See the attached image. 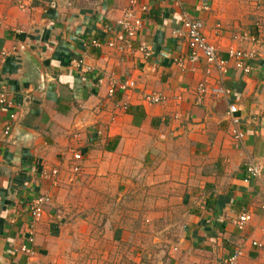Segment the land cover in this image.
Returning <instances> with one entry per match:
<instances>
[{"label": "crops", "instance_id": "obj_1", "mask_svg": "<svg viewBox=\"0 0 264 264\" xmlns=\"http://www.w3.org/2000/svg\"><path fill=\"white\" fill-rule=\"evenodd\" d=\"M134 1L147 11L130 49L118 51L106 43H120L114 22L129 0H33L25 11L0 0V93L13 104L0 105V264H89L95 253L117 263L226 264L235 249L234 264H264V0ZM182 13L202 23L223 59L229 47L252 52L247 73L228 60L226 97L209 91L194 102L196 84L216 86L217 72L202 58L174 63L187 51L173 33ZM78 59L91 70L78 72ZM150 91L166 101L145 103ZM228 104L244 134L238 146ZM70 147L81 154L75 175ZM246 161L260 166L258 178L245 180ZM43 168L57 169L55 183ZM38 194L50 201L27 257L19 245ZM240 212L250 219L236 229Z\"/></svg>", "mask_w": 264, "mask_h": 264}, {"label": "built area", "instance_id": "obj_2", "mask_svg": "<svg viewBox=\"0 0 264 264\" xmlns=\"http://www.w3.org/2000/svg\"><path fill=\"white\" fill-rule=\"evenodd\" d=\"M184 0H173V2L179 4ZM12 4L20 11L27 10L33 0H11ZM137 9V11H136ZM147 11L146 6L144 5H136L134 0H129L128 7L124 8L121 16L115 20L114 25H116L117 29L122 33V38L119 44H115L112 41L106 43V46L109 48H116L118 51H127L130 49L131 42L135 39L137 32L141 26L142 18L140 14H143ZM176 36H183L185 38L186 43V54L183 57H177L174 60L176 65L182 66L183 60H186L188 63H194L199 61L200 58L209 65L213 66L217 72V82L216 86L212 88H208L207 83L205 81H200L196 84L193 90V98L195 103H200L203 97L211 91L213 95H219L226 97L228 95V90L222 85L221 77L226 73L227 70V62L228 60H232L234 63V67L241 70L244 73L250 71V64L246 63L245 60H249L253 58L252 52H245L242 50L234 49L229 47L227 49V58L223 59L218 55L217 48L207 42L202 34V23L199 20L189 18L185 13H182L180 18V26L179 29L173 31ZM91 47L98 48L100 47V42L96 39H91L89 41ZM138 51L147 54V49L144 45H139L137 48ZM72 65L77 69L78 72L81 71H90L91 68L82 64L81 60H73ZM105 78L97 77L96 84L100 85L103 83ZM124 86L127 89H132L134 87V83L132 80L127 79L124 80ZM114 91V82L111 78L106 79V95L111 96ZM142 101L147 104H160L166 101L165 95L161 92H144L141 96ZM0 105L4 106H12V102L10 100H6L3 96V93H0ZM124 108V106H123ZM236 106L234 104H228L225 116L229 124V134L235 146L241 144L243 139V131L239 127V119L235 116ZM8 118L13 120L15 118V114L10 111L8 113ZM9 131V124L6 123L3 127V134L7 135ZM73 137L76 136V132H72ZM70 152V174H77L80 171V161L81 154L79 151L70 147L68 149ZM56 168L49 169H41L40 177L50 181L51 183L56 182L57 175ZM245 180L249 178H258L260 175V166L252 161L245 162ZM50 201L49 197L45 194L35 195L30 199L28 203V214L30 217V221L26 224L25 230V243L19 245V251L25 254L27 257L33 255V238H34V225L35 222L38 221L44 210V206L48 204ZM259 208L262 212H264V194L262 196L261 202L259 203ZM250 219V215L246 212H240L233 220L232 224L236 229H241ZM14 221V218L11 222ZM261 233L264 235V222L261 226ZM252 245H258L256 242H251ZM241 255V250L235 249L233 250L224 260L226 264H234L236 259Z\"/></svg>", "mask_w": 264, "mask_h": 264}, {"label": "rangeland", "instance_id": "obj_3", "mask_svg": "<svg viewBox=\"0 0 264 264\" xmlns=\"http://www.w3.org/2000/svg\"><path fill=\"white\" fill-rule=\"evenodd\" d=\"M107 248V247H106ZM100 248H95V250H98ZM113 248H111L112 250ZM165 249V248H164ZM121 251H123V247H119V251L118 253H120ZM98 255V259L96 260V262L92 263L90 262L89 264H134V263H127V262H124V260H120V262L117 263V261H115L112 257H109L108 255H101V254H98V253H95ZM114 255V254H113ZM153 261V260H152ZM85 264V263H84ZM146 264H155V262H147Z\"/></svg>", "mask_w": 264, "mask_h": 264}]
</instances>
